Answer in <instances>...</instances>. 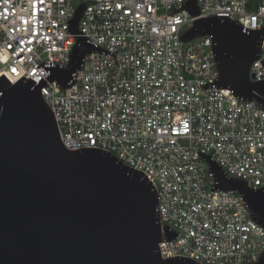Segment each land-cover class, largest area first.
<instances>
[{"label":"built area","instance_id":"built-area-1","mask_svg":"<svg viewBox=\"0 0 264 264\" xmlns=\"http://www.w3.org/2000/svg\"><path fill=\"white\" fill-rule=\"evenodd\" d=\"M186 2L0 0V77L12 84L44 79L42 95L67 149L109 152L150 179L163 258L255 264L264 254V226L237 191L215 188L204 157L228 178L264 188V109L217 88L211 37L182 40L195 21ZM198 4L201 18H227L244 32L264 29V0ZM83 5L80 34L101 53L87 55L64 89L49 77L71 64V21ZM249 75L264 81V36Z\"/></svg>","mask_w":264,"mask_h":264},{"label":"water","instance_id":"water-1","mask_svg":"<svg viewBox=\"0 0 264 264\" xmlns=\"http://www.w3.org/2000/svg\"><path fill=\"white\" fill-rule=\"evenodd\" d=\"M84 9L71 21L77 43L69 68L53 69L49 77L64 89L87 55L101 53L80 34ZM184 10L195 21L182 40L212 38L217 88L264 109V81L249 75L262 54L264 29L244 32L227 18H201L198 0H187ZM16 84L0 77V264H199L162 257L157 190L144 173L109 152L67 149L42 95L45 80L22 77ZM204 158L215 188L237 191L264 226V188L252 190ZM167 236L176 237L168 230ZM255 264H264V254Z\"/></svg>","mask_w":264,"mask_h":264},{"label":"snow or ice","instance_id":"snow-or-ice-1","mask_svg":"<svg viewBox=\"0 0 264 264\" xmlns=\"http://www.w3.org/2000/svg\"><path fill=\"white\" fill-rule=\"evenodd\" d=\"M11 72L14 73V74H18L16 68H12ZM20 86H21L20 84H16V87H20ZM185 127H187V126L185 125Z\"/></svg>","mask_w":264,"mask_h":264}]
</instances>
